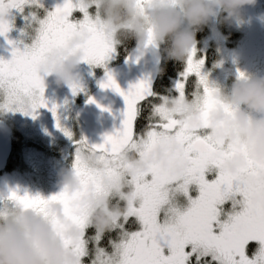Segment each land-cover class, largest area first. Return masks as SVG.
Masks as SVG:
<instances>
[{
	"label": "snow or ice",
	"instance_id": "obj_1",
	"mask_svg": "<svg viewBox=\"0 0 264 264\" xmlns=\"http://www.w3.org/2000/svg\"><path fill=\"white\" fill-rule=\"evenodd\" d=\"M37 2L0 0V36L7 38L12 30L9 19L12 10L23 12L25 5ZM146 2L141 0V6ZM76 10L84 14L79 23L70 21ZM39 24L34 42L30 47L25 46L23 51L15 46V42L8 41L14 50L11 60L0 59V95L3 96L0 110L19 111L36 119L39 109H48L56 119L57 129L72 139V132L60 122L59 105L49 107L45 99V75L41 72V65L53 51L67 49L78 33L86 32L88 40L73 54L83 51V63L89 65L104 66L116 51L115 43L80 0H66ZM148 46H153L151 37ZM205 63L206 58L198 59L194 48L186 61L182 79L176 83L180 101L191 95V102L200 112L198 128L181 122L177 113L170 112L167 98H161L163 102L158 105H151L149 122L142 127L141 105L154 97L150 80H141L125 91L108 73L101 88L119 94L126 108L121 113V126L106 134L102 143L90 144L86 138L74 142L76 151L72 170L83 191L75 195L62 191L49 199L14 191L9 199L46 218V205L60 203L65 216L85 233L76 243L65 240V246L73 249L82 264H264V183H241L242 177H264V165L249 157L248 166L241 169L239 175L224 171L227 161L238 154L247 156V149L241 153L230 144L216 140L210 132L211 113L218 107L229 113L232 109L220 105L215 99L217 89L210 85L208 76L203 73ZM239 76L244 73L240 72ZM192 77L196 78V84L188 93V82ZM69 88L73 95L84 91L80 84ZM88 103H95V100L90 98ZM165 142H175L182 149L171 157L167 167L153 164L147 172L132 174L131 165L126 162L128 154L147 160ZM88 156L96 157L100 167H93L86 159ZM178 161L187 165L182 173L175 171ZM104 176L125 183L132 191L131 198L126 201L127 212L114 228V231L118 230V240L110 239L107 247L101 245L103 236L89 232L91 209L73 207L90 188L95 189L98 197L111 195L104 187ZM193 185L199 192L196 198L191 195ZM179 195L187 198L186 209L178 201ZM119 198L126 199L123 194ZM229 202L233 211L227 214V219H222L225 215L223 205ZM238 205L241 210L236 211ZM252 242L260 247L254 258H249L248 245Z\"/></svg>",
	"mask_w": 264,
	"mask_h": 264
},
{
	"label": "clouds",
	"instance_id": "obj_2",
	"mask_svg": "<svg viewBox=\"0 0 264 264\" xmlns=\"http://www.w3.org/2000/svg\"><path fill=\"white\" fill-rule=\"evenodd\" d=\"M80 2L87 10L97 9L96 18L115 45L134 39L143 58L150 48L148 42L151 37L152 47L159 49L166 45L163 52L167 59L180 62H186L196 48L197 32L217 18L222 24L240 22L244 19L245 9L257 5V0H147L143 6L141 0ZM87 40L86 32L76 34L67 49L53 51L46 58L41 65V72L45 76L55 77L57 86L79 84L78 72L84 53L73 52L82 48ZM215 99L232 111L229 113L223 107H218L211 113V134L216 140L230 144L241 153L247 149V156L238 154L227 161L224 171L239 175L240 170L248 166L249 157L264 165V119H255L251 115L264 114V78H254L244 73L233 83L230 93L217 89ZM167 108L177 113L181 122L196 128L200 126V112L187 98L183 102L179 97L170 100ZM181 150L179 144L165 142L147 160L142 161L128 154L126 162L131 165L132 174L147 172L153 164L167 167L171 157ZM86 159L93 167H100L96 157L88 156ZM186 167V163L178 161L175 171L182 173ZM241 183L257 185L264 183V177H242ZM103 184L111 195L98 197L95 189L90 188L87 195L73 204L74 208L91 209L88 228L101 236L114 231L115 225L127 212V199L132 196L131 189L123 182L104 176ZM60 185L62 191H67L69 195L83 191L73 170H65L60 174ZM121 194L126 199L114 203L115 197ZM46 211L48 218L17 202L0 210V264H82L73 249L65 246V240L76 243L85 233L65 216L60 203L47 204Z\"/></svg>",
	"mask_w": 264,
	"mask_h": 264
},
{
	"label": "flooded vegetation",
	"instance_id": "obj_3",
	"mask_svg": "<svg viewBox=\"0 0 264 264\" xmlns=\"http://www.w3.org/2000/svg\"><path fill=\"white\" fill-rule=\"evenodd\" d=\"M65 0H38L37 3H29L24 6L23 12H20L18 10H12L11 16L9 19L12 21V30L8 33L7 38L0 36V59L3 60H11L12 59V51L13 46L9 44V40L15 42V46L17 48L20 47L19 41L27 43V45L31 44L34 42L36 36L38 35V29L40 27L37 22L44 20L47 18L48 13L55 11V9L58 6H63ZM93 9V8H92ZM96 10H92L89 14L93 19H96ZM35 15H34V14ZM83 13L80 12L79 10H76L73 12V15L70 17V21L73 23H79L84 19L82 17ZM35 16V19L33 17ZM257 43H263L262 39L260 38H254L251 39L246 47H244V51L242 52V55L244 56V61H242L244 64H246L247 68H245L243 73L249 74L256 76L254 78H264V70L259 67V62L257 61V54H256V45ZM30 47V46H29ZM117 55H116V60L111 64L108 68L106 67H100L96 69V77L97 80L99 81L96 83V85H93L95 88L90 91L89 94H84L85 91L80 92L77 95H73L72 91L69 87L67 86H57L55 83V77L53 76H44L45 80V85H46V90H45V99L49 103V107L52 105H59L58 109V115L60 117V122L62 126L72 132V139H69L67 136L64 135V133L60 130L57 129L56 127V119L53 116V113L50 112L49 110L45 108H41L37 112V118L33 119L31 116H26V115H21L20 120H19V127L17 126H11V123H8L9 121L6 118H3L0 115V119L3 120L11 129H12V153L8 159L7 166L3 172L0 173L3 175L6 172L12 171L14 169H19V166L22 165V156H23V151L26 147V144L24 141H29L31 143V147L34 150H37L39 152H44L46 156L53 157L54 160H60L63 155H65L69 150L71 152L67 155V160L70 162V165H66V168L68 170H72V163H73V149L70 147L72 145H75V141L82 140V129H83V124L81 123L79 116H78V111L81 108V106L87 101L90 96L100 85V81L102 80L104 74H106L108 71L112 70L113 68L121 65L123 63V59L117 60L118 59V45H115ZM21 51L24 49L19 48ZM114 54V53H113ZM255 63V68L258 67L257 70H254L255 68H249L248 65H254ZM87 68L91 69V65L87 63H82L79 69V73H83ZM89 71L86 75L89 74ZM239 73H235L232 75V78L230 82L226 86H216L214 84H211V86L225 90L230 93L231 87L235 81L239 79L237 76ZM182 76L181 74L176 77L173 81L172 88L170 91L167 93H162V94H156L157 92L153 90L154 97L149 98V100L153 99L152 102L148 100L145 101L142 105V113H141V118H140V124L143 127V115H144V110H145V103H146V111L148 110L149 114H152V104H160V101L162 100L161 98H170L171 100L175 99L178 97V92L176 91V83L177 81L181 80ZM196 84V78L192 77L190 78L188 82V87L187 91L188 93H191L194 90V86ZM91 90V88H90ZM188 99L191 101L192 97L191 95L188 96ZM65 100L73 102L74 105L73 109L68 105V109H71V113L69 112L68 116V122L63 119L64 113L66 109V106L64 105ZM253 118L255 119H264V114H257V113H252L251 114ZM15 141V142H14ZM17 145L19 146L18 150L14 149V146ZM76 146V145H75ZM62 191L60 182L58 183L56 187V195L59 194ZM18 194L20 195H29L28 192L22 188H19L17 190ZM191 195L193 198H196L199 195L198 188L197 186L193 185L192 190H191ZM184 197V196H183ZM186 198V197H185ZM187 199V198H186ZM188 202V201H187ZM185 209L188 207V203H185ZM241 210L240 206L238 205L236 208V211ZM233 211L232 204L225 203L223 205V212L225 215H223L221 218L222 219H227V214L231 213ZM89 232H91V228H89ZM91 234V233H90ZM258 244L256 242H252L248 245L251 247L252 245Z\"/></svg>",
	"mask_w": 264,
	"mask_h": 264
},
{
	"label": "rangeland",
	"instance_id": "obj_4",
	"mask_svg": "<svg viewBox=\"0 0 264 264\" xmlns=\"http://www.w3.org/2000/svg\"><path fill=\"white\" fill-rule=\"evenodd\" d=\"M66 1V0H65ZM75 2V0H74ZM97 9H88V13L92 10ZM34 14V13H33ZM35 15V14H34ZM84 17V14L82 15ZM39 24V22H37ZM40 25V24H39ZM207 34L201 38L199 45L196 46L197 49V58H206V63L203 68V73L208 76L209 83L216 86H226L230 82L232 75L240 72H243L247 68L244 61V56L242 52L244 47L248 44L251 39L260 38L264 41V0H257V5L254 7H248L245 9L244 19L240 22L234 24H222L220 18L215 19L207 27ZM228 37L227 40L224 37ZM22 49H25V46H31L32 43L27 45L25 42H18ZM256 54L259 62V67L264 70V44L257 43L256 45ZM117 52L112 54L110 58L106 61L103 67H109L116 60ZM249 68H255L254 65H248ZM102 66L91 65V69L87 68L83 73H79L80 76V85L83 87L85 93L89 94L99 81L96 77V69ZM186 66L183 70L185 71ZM255 68L254 70H257ZM89 71V74L86 75ZM182 72V73H183ZM181 73V74H182ZM249 75V74H247ZM239 77V75H237ZM251 77H256L250 75ZM91 88V90H90ZM169 101L170 98H167ZM163 100L160 101L162 103ZM3 103V96L0 95V104ZM73 109V102L65 100L64 105L66 106L63 119L68 122L69 112L71 109H68V105ZM0 115L3 118L8 119V123H11V126L19 127V120L22 112L19 111H6L0 110ZM159 119L158 117L156 118ZM30 140V139H29ZM24 141L26 146L23 151V160L22 165L19 166V169H14L12 171L6 172L0 177V210H3L5 206H13L14 201L10 200L9 197L12 192H17L19 188H22L28 192L30 196L36 197L40 196L44 199H49L53 195H56V187L60 182V174L68 170L66 165H70L71 161L67 160V155L71 152L68 149L66 154L62 156L60 160H54L53 157H48L44 152H39L34 150L31 147L30 141ZM73 149V154L75 156L76 146L72 145L70 147ZM74 162V158H73ZM73 165V163H72ZM119 197H115L114 203L116 200H119ZM178 201L185 208V203L187 199L183 195L177 197ZM126 203V202H122ZM138 227V225H137ZM117 235L118 230L116 231ZM252 247L253 250L250 252L248 250L249 258H254L255 253L259 249L260 245L255 244Z\"/></svg>",
	"mask_w": 264,
	"mask_h": 264
},
{
	"label": "water",
	"instance_id": "obj_5",
	"mask_svg": "<svg viewBox=\"0 0 264 264\" xmlns=\"http://www.w3.org/2000/svg\"><path fill=\"white\" fill-rule=\"evenodd\" d=\"M161 62L160 48L150 47L141 58L140 50L136 44L121 65L104 74L100 85L106 80L107 74L111 73L125 91L141 80L148 79L153 92ZM100 85L88 96L89 98L78 111L79 119L83 124L82 139L86 138L90 144L102 143L106 134L113 133L118 129L123 119L121 113L126 108L125 102L119 94L112 89H103ZM90 98L94 99L95 103L89 104ZM104 109L109 110L105 111ZM11 131L12 129L0 119V173L5 170L12 153L13 133Z\"/></svg>",
	"mask_w": 264,
	"mask_h": 264
},
{
	"label": "trees",
	"instance_id": "obj_6",
	"mask_svg": "<svg viewBox=\"0 0 264 264\" xmlns=\"http://www.w3.org/2000/svg\"><path fill=\"white\" fill-rule=\"evenodd\" d=\"M207 27V26H206ZM204 28L202 31L197 32L196 39H197V45H199V42L201 41V38L204 37V35L207 34V28ZM136 41L134 39H127L124 40L121 44H118V59L121 60L125 58L129 52L133 50V48L136 45ZM166 47V45L160 46L161 49V55H162V62L158 74L157 81L154 85V90L157 92L156 94L160 95L162 93H167L170 91L173 85V81L176 77H178L184 70L186 66V62H180V61H175V60H169L167 59L166 55L163 52V48ZM161 69L163 72H161ZM150 102L153 101V99L149 100ZM148 102V101H147ZM151 114H149L148 110L146 111V103H145V110H144V115H143V127L146 126L149 122V117ZM15 142V141H14ZM15 150L19 149V146L15 145L14 146ZM114 202V200H113ZM91 235H95V231L91 229ZM119 234L117 235L116 231H112L110 233H107L103 235L102 240H101V245L107 247L109 240H118ZM253 246V245H252ZM249 247V251L251 252L254 247ZM109 247V251H110Z\"/></svg>",
	"mask_w": 264,
	"mask_h": 264
}]
</instances>
